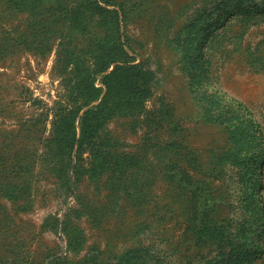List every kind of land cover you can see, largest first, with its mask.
<instances>
[{"label": "rangeland", "instance_id": "obj_1", "mask_svg": "<svg viewBox=\"0 0 264 264\" xmlns=\"http://www.w3.org/2000/svg\"><path fill=\"white\" fill-rule=\"evenodd\" d=\"M16 1L0 0V264H264V0H99L117 19ZM104 36L150 91L64 147L56 51L92 62Z\"/></svg>", "mask_w": 264, "mask_h": 264}, {"label": "trees", "instance_id": "obj_2", "mask_svg": "<svg viewBox=\"0 0 264 264\" xmlns=\"http://www.w3.org/2000/svg\"><path fill=\"white\" fill-rule=\"evenodd\" d=\"M100 1L105 5L110 4L108 0ZM15 5L13 8L26 11L33 16H38L42 10L41 7L38 10L37 7L39 6H23V2L19 0L15 2ZM40 6L44 7L42 4ZM91 7L93 8L91 9ZM51 9L49 8V10ZM90 9L99 16L113 13L114 17L118 18L117 10H110L101 6L99 0H92ZM35 29L34 27L33 30ZM97 38L91 45L92 62L87 59L80 60L63 43L59 44L60 50L56 51L54 71L66 85L65 94H63L65 102L60 103L58 114L64 122L69 121L70 123L71 120V126L67 128V133L65 135L59 133L58 140L67 148L73 149L76 144L79 149L85 141L89 142L95 136L100 124L110 114L108 103L114 102L112 98L121 100L124 113L132 114L133 111L142 107L143 94L150 91V87L147 88L145 85L148 73L140 69L138 65L130 63L134 59L128 53L125 45L118 41L110 42L109 36H104L99 40ZM110 67L112 68L109 70ZM100 75V83L103 87L96 84V79ZM148 77L150 76L148 75ZM79 98L83 99V102L73 108V102ZM96 101L98 103L94 107L86 109L79 115L82 107ZM113 104L118 105L117 103ZM76 118H79L78 138H76L77 133L74 124ZM61 129L64 130L63 127ZM261 251L260 249L254 252L260 253ZM54 262L55 259L51 260L49 264Z\"/></svg>", "mask_w": 264, "mask_h": 264}]
</instances>
